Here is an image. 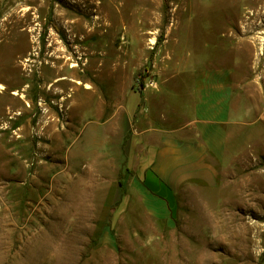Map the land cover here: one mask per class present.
<instances>
[{
  "label": "rangeland",
  "instance_id": "obj_1",
  "mask_svg": "<svg viewBox=\"0 0 264 264\" xmlns=\"http://www.w3.org/2000/svg\"><path fill=\"white\" fill-rule=\"evenodd\" d=\"M0 85V264H264V0H0Z\"/></svg>",
  "mask_w": 264,
  "mask_h": 264
},
{
  "label": "crops",
  "instance_id": "obj_2",
  "mask_svg": "<svg viewBox=\"0 0 264 264\" xmlns=\"http://www.w3.org/2000/svg\"><path fill=\"white\" fill-rule=\"evenodd\" d=\"M207 106L210 108V111H211V115L209 116V120H207V122L209 121L210 123H213L214 122V120H213V109L215 108L214 107L215 105L213 104V102H211ZM222 109H223L222 111L224 112V108H222ZM197 135L198 136H197V140H196L197 143H196V149H195L196 150L195 151L196 157H195V160L192 161V163H195V166L193 168H191V171H190L189 167H186L184 169L182 177H184L183 179H185L189 176V177L194 178L198 181H205L207 178V172L205 170V168L207 167V162L205 159V151L207 150V141L210 140L211 133L206 134V130L204 129V131L200 130L199 132H197ZM163 144L168 148L165 149L163 152L159 151L157 153V155H159V162L161 164H163L164 166H168L171 163V160H168L169 156L172 155L173 153H176L177 150H176V146H174V142L171 139H168V140L164 139ZM180 148H181V146H180ZM164 158H168V159H164ZM182 162H185V160H183ZM159 171L165 172V167H159ZM164 177L169 178L168 174H167V176L164 175Z\"/></svg>",
  "mask_w": 264,
  "mask_h": 264
},
{
  "label": "bare ground",
  "instance_id": "obj_3",
  "mask_svg": "<svg viewBox=\"0 0 264 264\" xmlns=\"http://www.w3.org/2000/svg\"><path fill=\"white\" fill-rule=\"evenodd\" d=\"M112 3H113V1H115V0H110ZM122 6V5H121ZM98 10V12H100L101 13V11H102V3L100 4V6H98V8H97ZM102 15V14H101ZM95 16V20L96 21H100V20H102V16ZM71 31H72V33H74V34H78V33H80L81 32V21L80 20H76V21H74L72 24H71ZM63 80H65V78H59L58 79V85L59 84H61V86H63V84H65L64 82H63ZM77 84L78 85H81V83L80 82H77ZM86 89H91V87L88 85V84H86V87H85ZM4 88L0 85V90H3Z\"/></svg>",
  "mask_w": 264,
  "mask_h": 264
},
{
  "label": "trees",
  "instance_id": "obj_4",
  "mask_svg": "<svg viewBox=\"0 0 264 264\" xmlns=\"http://www.w3.org/2000/svg\"><path fill=\"white\" fill-rule=\"evenodd\" d=\"M149 63H151V59L149 61ZM149 71H150V65L145 67L143 70H141L138 73V77H139V83H141V85L143 86L145 83V80L148 78L149 76Z\"/></svg>",
  "mask_w": 264,
  "mask_h": 264
}]
</instances>
